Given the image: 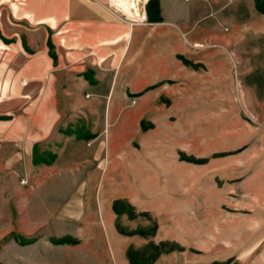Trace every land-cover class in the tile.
I'll return each mask as SVG.
<instances>
[{
  "label": "rangeland",
  "instance_id": "rangeland-1",
  "mask_svg": "<svg viewBox=\"0 0 264 264\" xmlns=\"http://www.w3.org/2000/svg\"><path fill=\"white\" fill-rule=\"evenodd\" d=\"M48 1L14 10L50 12ZM201 1L198 17L168 21L188 30L180 40L187 56L175 53L187 81L128 92L115 116L109 99L98 115L88 96L60 98L54 137L34 148L35 137L0 131V264H131L128 251L140 264H254L264 256V242L233 243L228 226L243 221L237 208L264 206V0ZM10 4L0 2L1 27ZM149 5L152 21L162 22L159 0ZM26 61L0 41V119L33 125L35 114L54 108L52 86ZM251 234L264 236V227ZM64 239L75 243L57 242Z\"/></svg>",
  "mask_w": 264,
  "mask_h": 264
},
{
  "label": "crops",
  "instance_id": "crops-1",
  "mask_svg": "<svg viewBox=\"0 0 264 264\" xmlns=\"http://www.w3.org/2000/svg\"><path fill=\"white\" fill-rule=\"evenodd\" d=\"M1 1L11 3L12 10L4 27L0 26V41L22 51L27 56L25 66L35 69L36 79L51 84L49 98L54 105L53 109L35 114L33 125H25L24 117L14 121L10 115H3L0 131L7 139L27 142L28 137H35L32 141L34 148L54 137L62 118L59 109H55V103L58 106L60 102L57 100L60 98L84 100L88 96V104L96 106L97 111L93 113L97 114L102 113V100L103 104L108 105L109 99L115 116L122 110L121 101L130 96L128 92L135 93L152 83L168 84L173 79L180 82L188 79L187 70L181 67L183 64L175 57L177 52L187 56L186 43H180V40L182 35H188V30H173L168 21L177 17L180 20L198 17V13L203 11L201 0H159L162 22L152 21L154 7L149 5L152 0H148L146 8L149 23L135 26L109 8L108 0H50V12L42 6L35 13L28 11L21 16L17 15L14 8L18 7V3L28 0ZM197 34V31L195 34L190 33ZM173 39L176 43H173ZM198 55L201 54L196 53ZM73 83H77L76 88L72 87ZM128 83H131V91H119V84L125 86ZM165 93L161 91L151 96L159 98ZM42 96L45 97L44 92ZM64 128L68 129V126H62L61 131ZM262 158L263 155L260 161ZM238 210L245 217L239 223L235 219L228 221L231 242H264V236L253 238L251 234L252 227H264V206ZM115 223L116 220L114 226ZM124 257L128 263L126 252ZM120 258L124 259L122 255ZM119 264L125 263L120 260ZM254 264H264V256L257 258Z\"/></svg>",
  "mask_w": 264,
  "mask_h": 264
},
{
  "label": "built area",
  "instance_id": "built-area-1",
  "mask_svg": "<svg viewBox=\"0 0 264 264\" xmlns=\"http://www.w3.org/2000/svg\"><path fill=\"white\" fill-rule=\"evenodd\" d=\"M126 2L127 4H124L122 0H108L107 5L131 26L149 23L146 0H127Z\"/></svg>",
  "mask_w": 264,
  "mask_h": 264
},
{
  "label": "trees",
  "instance_id": "trees-1",
  "mask_svg": "<svg viewBox=\"0 0 264 264\" xmlns=\"http://www.w3.org/2000/svg\"><path fill=\"white\" fill-rule=\"evenodd\" d=\"M258 7H259V9H260L262 12H264V8H262L260 5H259ZM115 208H116V207H115ZM117 228H118V230H119L121 233H123V230L121 229L119 223H117ZM57 242H58V243H65V242H66V243H75L74 241H70V240H68V239L61 240L60 242H59V240H58ZM127 258H128V260H129V262H130L131 264H140L137 260L134 259L133 254H132L130 251H128V253H127Z\"/></svg>",
  "mask_w": 264,
  "mask_h": 264
},
{
  "label": "bare ground",
  "instance_id": "bare-ground-1",
  "mask_svg": "<svg viewBox=\"0 0 264 264\" xmlns=\"http://www.w3.org/2000/svg\"><path fill=\"white\" fill-rule=\"evenodd\" d=\"M146 1H148V0H146Z\"/></svg>",
  "mask_w": 264,
  "mask_h": 264
}]
</instances>
